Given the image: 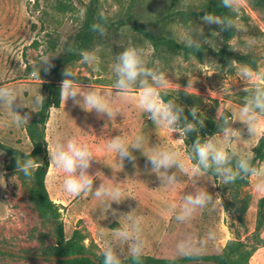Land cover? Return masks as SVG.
I'll return each instance as SVG.
<instances>
[{
  "label": "rangeland",
  "instance_id": "374dc122",
  "mask_svg": "<svg viewBox=\"0 0 264 264\" xmlns=\"http://www.w3.org/2000/svg\"><path fill=\"white\" fill-rule=\"evenodd\" d=\"M202 1L98 2V14L108 23L132 17L136 24L179 44L188 46L189 36L198 40L211 50H205L200 61L178 52H154L150 42L129 22L115 32L105 33L78 61L63 66L52 78L60 84L63 79L72 81L77 96L75 100L61 98L60 107L50 110L45 129L48 163L49 149L57 144L66 145L72 138L87 143L92 157L85 171L92 184L90 190L79 195L69 194L63 188V170L48 167L45 187L50 199L60 207L64 238L80 229L87 236L85 244L92 245L98 255L110 248L122 260L131 256L130 247L139 245L142 256L175 261L188 255H218L234 237L251 242L257 201L264 196V190L257 185L264 181V175H252L241 195L250 196L244 228L234 214L223 209L222 198L228 196L226 190L224 196L221 194L224 181L192 170L195 165L186 155L182 130L175 123L153 120L151 113L139 105L140 82L147 79L152 84L151 78L139 77L127 92L115 87L117 57L127 47L137 48L146 67L165 74L167 84L154 85L158 91L184 89L218 100L220 109L231 114V120L227 129L207 141L241 157L249 156L264 132V108L256 104L258 92L264 103V9L254 8L248 0H234L232 7L236 14L235 36L227 48L252 60V69L236 60L220 62L216 51L223 42L218 25L204 24L201 17L182 19L171 15L197 10ZM36 4L35 0H0V87L10 89L15 97L10 104L0 100V143L25 154L32 150L27 128L40 107L36 98L42 96V81L36 74H28L26 68L47 63L52 57L45 32L66 44L79 25L75 14L57 16L47 2L40 0ZM155 22H159L157 27L151 29ZM34 40L37 47L31 46ZM245 68L248 75H244ZM64 70L72 75L63 76ZM91 92L106 102L111 115L89 107L85 98ZM245 106L247 113L243 111ZM17 115L24 120L21 126L13 123ZM115 137L125 141L128 157L107 149V143ZM137 137L141 138L138 149L132 147ZM153 152L175 153L176 162L157 168L149 161ZM16 158L0 149V246L46 254L54 245L56 233L29 200L31 176L16 171ZM258 172L264 173V164ZM101 185L119 189V195L102 192L97 196ZM201 192L211 199L202 205L188 201L189 196L195 198ZM260 237L264 238V227ZM0 264L57 263L0 253ZM250 264H264V246L257 247Z\"/></svg>",
  "mask_w": 264,
  "mask_h": 264
},
{
  "label": "trees",
  "instance_id": "16d2710c",
  "mask_svg": "<svg viewBox=\"0 0 264 264\" xmlns=\"http://www.w3.org/2000/svg\"><path fill=\"white\" fill-rule=\"evenodd\" d=\"M39 1L40 0H35V3H37L36 6H38ZM43 1L50 5L52 12L57 16L67 14L71 16L74 14L77 15L76 20H79V25L76 28V32L70 42H67L66 44H60L58 40H54L52 38L51 33L45 32V37L48 38H46V43L48 45L47 50L52 54V57L47 63L42 65L36 64L33 68H31V66H27L26 68V72H28V74H36L42 81L41 89L42 97L44 98L27 128V135L32 143V150L30 153H27V155L37 161L38 165L31 175L29 200L36 207L39 216L51 222L53 230L56 233V240L51 250L46 254L41 255L69 256L88 253L94 255L99 263L103 264V256L98 255L93 250L92 245L88 246L85 244L87 236L80 229L73 230L69 238H64L63 227L60 222V207L50 199L45 187V176L49 167L46 153L45 129L49 119L50 110L58 109L60 107L61 99V84L55 82L52 79L53 76H55L63 66L78 61L83 53L92 49V47L97 44L98 40L105 33L115 32L119 28L129 25V22L132 24V28H134L139 35L150 42L154 52L156 53L178 52L185 58L193 56L200 61L204 55V51L211 50L203 45H200V47L196 49L179 44L173 38L166 37L157 32H151L150 30L145 29L144 26L136 24L132 17H126L116 23H108L104 17L98 14L99 0ZM248 1L256 9H264V0ZM206 12L212 13L219 18L228 17L233 22L236 18V14L233 9L224 8L221 5V0H203L197 10L190 12H178L175 15H171L173 17L185 19L187 17H202ZM171 15H168L167 18H172ZM164 22L165 20L163 19L161 28L163 27ZM94 23H99L103 26V35H101L98 31L92 30V25ZM158 23L159 22L153 23L151 25V29H155ZM219 31L222 37L223 46L216 51V56L219 57L220 62L231 63V60H236L246 63L254 69V62L247 56L235 55L227 48L228 41L235 36V28L222 31L219 27ZM31 46L37 47V40H34ZM158 92L160 97L163 98V101L165 103L170 102L173 106V111L178 113L179 119L175 122L178 129L183 131L189 124L193 126V131H183L184 145L186 147V155L189 160L194 165H197L198 157L193 149L194 143L197 139H199L201 143H204L209 137L219 134L227 129L229 121L231 120V114L224 108L220 109L218 100L213 98H204L201 95L190 93L184 89H162ZM193 109L196 110L195 116L192 114ZM219 109V115H216ZM0 149L7 155L18 157L19 159H24L26 155L15 148L8 147L1 143ZM226 151L229 155L230 162L224 167L231 168L230 175L239 173L234 181L225 182L224 176L216 172L215 165L208 169H204L203 166H200V171L209 174L215 181H218V179H222L224 181L225 185L221 186V194L224 196L226 190L228 191V196L227 198H222L223 209L227 213L234 214L235 219L245 228L244 215L249 207L250 196L248 194H245L244 197L241 195L248 188L249 178L252 175L238 170L236 162L237 160L243 159L248 162L250 169H255L257 172L259 171L261 164L264 163V132L258 138L249 156L241 157L231 150ZM263 227L264 196L260 197L257 201L254 232L250 236L251 242L234 237L233 239L227 241L221 253L218 255H188L175 261L157 260L149 256H141L139 264H181L195 259L213 260L220 264H250V258L257 250V247L260 245L264 246V238L260 237ZM119 261L120 264H134L131 256ZM56 263L94 264L89 259L84 258L69 261H58Z\"/></svg>",
  "mask_w": 264,
  "mask_h": 264
},
{
  "label": "clouds",
  "instance_id": "9594fccd",
  "mask_svg": "<svg viewBox=\"0 0 264 264\" xmlns=\"http://www.w3.org/2000/svg\"><path fill=\"white\" fill-rule=\"evenodd\" d=\"M234 0H221V5L224 8L231 9L233 7ZM204 24L218 25L221 30H227L234 28V22L228 18H219L212 13H205L201 17ZM93 31H98L101 35L104 34V28L99 23H94L92 25ZM186 43L189 47L198 49L200 43L198 40L193 39L191 36L186 38ZM85 59H87L85 57ZM118 63L115 66V71L118 76L115 87L122 91H129L132 84H134L139 77H150L153 81L149 84L147 79H143L140 82L139 88V105L146 111L150 112L152 119L157 118L166 121L169 125L175 123L179 119L177 112L173 111L172 104L165 103L163 98L160 97L157 88L154 85H159L164 87L167 84V79L164 72L157 73L154 69L145 66L144 60L135 47L125 48L117 57ZM249 70L244 69V75H248ZM63 76H71L72 73L64 70ZM60 95L63 100L69 97L74 99L77 96V91L73 87V82L68 79H63L61 83ZM261 94L258 92L256 98L257 107L264 108V103L261 102ZM15 97L12 91L5 87H0V100L5 103L10 104ZM37 102L42 104L43 97L37 96ZM85 102L90 108H95L100 112H108L111 115V109L108 107L105 101L98 96L95 92L88 93L85 98ZM195 109L192 110L193 116H195ZM245 113L248 112V107L245 106ZM13 123L16 126H21L24 123L23 118L19 115L15 117ZM183 131H193V126L189 124L187 128ZM182 131V134H183ZM132 147H141V138L133 142ZM107 149L120 154L123 157H128V148L125 141L121 137H115L107 143ZM194 152L198 157V163L193 167L194 172L200 171V166L204 169H208L215 165V170L218 174L224 176L225 182L234 181L239 173L231 174V168L224 167L229 164L230 158L227 151L224 148L216 147L211 141H206L201 143L199 139L193 145ZM49 167L55 169H61L66 174L63 180L64 190L73 195H79L80 193L90 190L92 179L86 174V169L89 167V163L92 157V152L87 143L77 142L75 138L69 139L67 144H57L54 148L49 149ZM176 154L172 152H153L149 156V161L157 168L168 167L176 162ZM130 159V157H129ZM17 169L24 173L25 176H31L32 172L36 169L37 161L33 158L25 155L23 161L16 158ZM236 167L238 170L244 173H250L253 176L264 175V173H259L255 169H250L247 161L241 159L237 160ZM80 169L78 172L77 170ZM258 188L264 190V181L257 185ZM118 196L119 189H106L104 185H101L97 191L96 195L99 196L101 193ZM188 201L194 205H202L206 200H210L211 197L207 193H199L195 198L189 196ZM131 258L134 264H139L140 258L142 256V249L139 245L130 247ZM103 264H120L118 257L109 248L102 252Z\"/></svg>",
  "mask_w": 264,
  "mask_h": 264
},
{
  "label": "water",
  "instance_id": "95a60500",
  "mask_svg": "<svg viewBox=\"0 0 264 264\" xmlns=\"http://www.w3.org/2000/svg\"><path fill=\"white\" fill-rule=\"evenodd\" d=\"M0 253L10 254L16 257L21 258H31V259H38V260H45V261H52V262H58V261H69L74 259H89L94 264H100L99 261L95 258L92 254H75V255H69V256H49V255H41V254H35V253H29V252H23L20 250H15L7 247L0 246ZM181 264H220L213 260H205V259H195L190 260Z\"/></svg>",
  "mask_w": 264,
  "mask_h": 264
},
{
  "label": "crops",
  "instance_id": "0c3cea01",
  "mask_svg": "<svg viewBox=\"0 0 264 264\" xmlns=\"http://www.w3.org/2000/svg\"><path fill=\"white\" fill-rule=\"evenodd\" d=\"M262 164H264V163H262ZM262 164H261V165H262ZM260 167H261V166H260Z\"/></svg>",
  "mask_w": 264,
  "mask_h": 264
}]
</instances>
